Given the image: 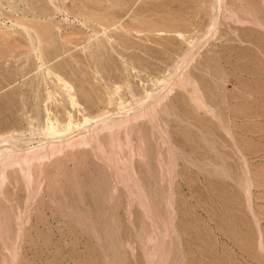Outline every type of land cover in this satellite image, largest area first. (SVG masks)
Listing matches in <instances>:
<instances>
[{
  "label": "rangeland",
  "instance_id": "1",
  "mask_svg": "<svg viewBox=\"0 0 264 264\" xmlns=\"http://www.w3.org/2000/svg\"><path fill=\"white\" fill-rule=\"evenodd\" d=\"M0 264H264V0H0Z\"/></svg>",
  "mask_w": 264,
  "mask_h": 264
},
{
  "label": "bare ground",
  "instance_id": "2",
  "mask_svg": "<svg viewBox=\"0 0 264 264\" xmlns=\"http://www.w3.org/2000/svg\"><path fill=\"white\" fill-rule=\"evenodd\" d=\"M262 243V242H261Z\"/></svg>",
  "mask_w": 264,
  "mask_h": 264
}]
</instances>
